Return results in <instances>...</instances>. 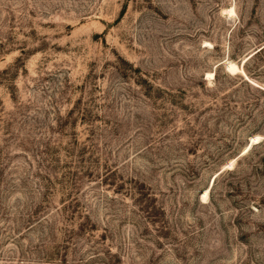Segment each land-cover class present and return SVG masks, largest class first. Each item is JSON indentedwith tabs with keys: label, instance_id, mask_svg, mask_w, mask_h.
I'll list each match as a JSON object with an SVG mask.
<instances>
[{
	"label": "rangeland",
	"instance_id": "obj_1",
	"mask_svg": "<svg viewBox=\"0 0 264 264\" xmlns=\"http://www.w3.org/2000/svg\"><path fill=\"white\" fill-rule=\"evenodd\" d=\"M0 264H264V0H0Z\"/></svg>",
	"mask_w": 264,
	"mask_h": 264
},
{
	"label": "bare ground",
	"instance_id": "obj_2",
	"mask_svg": "<svg viewBox=\"0 0 264 264\" xmlns=\"http://www.w3.org/2000/svg\"><path fill=\"white\" fill-rule=\"evenodd\" d=\"M209 74H210V72H209ZM208 76H210V75H208Z\"/></svg>",
	"mask_w": 264,
	"mask_h": 264
}]
</instances>
